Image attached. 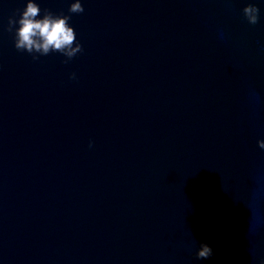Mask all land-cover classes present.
Instances as JSON below:
<instances>
[{"label":"water","instance_id":"obj_1","mask_svg":"<svg viewBox=\"0 0 264 264\" xmlns=\"http://www.w3.org/2000/svg\"><path fill=\"white\" fill-rule=\"evenodd\" d=\"M81 2L68 58L0 0V264H264V2Z\"/></svg>","mask_w":264,"mask_h":264},{"label":"clouds","instance_id":"obj_2","mask_svg":"<svg viewBox=\"0 0 264 264\" xmlns=\"http://www.w3.org/2000/svg\"><path fill=\"white\" fill-rule=\"evenodd\" d=\"M83 7L81 0H70L71 12L83 11ZM41 11L39 0H24V6L19 10V15L8 17L7 26L9 30L14 31V43L18 49L41 54L59 50L68 58L82 50L74 27L69 23L68 13L44 9L41 14ZM242 11L250 23L258 21L260 13L258 4L245 3ZM71 75L75 77V73ZM259 142L264 146V138H260ZM89 143L91 144V140ZM211 252L212 248L208 243L200 242L195 254L198 257H207Z\"/></svg>","mask_w":264,"mask_h":264}]
</instances>
